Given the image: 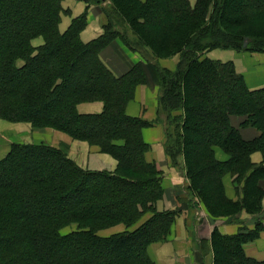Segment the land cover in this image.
I'll use <instances>...</instances> for the list:
<instances>
[{
  "label": "trees",
  "instance_id": "trees-1",
  "mask_svg": "<svg viewBox=\"0 0 264 264\" xmlns=\"http://www.w3.org/2000/svg\"><path fill=\"white\" fill-rule=\"evenodd\" d=\"M37 1L26 0L23 6L21 1L0 0V21L12 25V37L0 32V117L61 130L98 146L117 166L114 172L89 171L77 166L65 149L12 145L0 159V174L10 175L0 178V264H156L147 247L167 239L178 213L156 209L163 195L162 171L145 158L149 144L142 136L151 123L125 112L136 87L146 80L143 63L116 76L99 59V52L117 36L130 49L133 44L149 49L153 57L178 55L174 69L156 66L158 113L168 125L165 154L188 180L185 193L214 219L263 212L254 217L253 228L241 227L232 234L213 228V264H226L222 255L235 256V264H264L244 251V243L264 229L259 184L264 178V86L249 89L231 60L201 58L216 47L264 51V4L248 2L234 16L229 0H109L104 32L83 42L85 13L60 31L62 0H39V10L34 8ZM36 38L42 40L38 45L33 44ZM83 63L88 71L73 81ZM198 84L210 87L216 108L207 119L210 137L197 146L191 114L197 108ZM95 100L103 102L100 113L77 111L78 103ZM231 116L243 117L240 126L254 127L258 134L245 139ZM217 147L226 159L216 157ZM254 151L262 153L261 163L251 161ZM226 174L233 178L236 199L225 193ZM147 212L150 216L131 230L97 234L119 222L130 227ZM70 224L75 228L62 233ZM126 242L136 250L132 257H94L95 250L109 256Z\"/></svg>",
  "mask_w": 264,
  "mask_h": 264
},
{
  "label": "crops",
  "instance_id": "crops-1",
  "mask_svg": "<svg viewBox=\"0 0 264 264\" xmlns=\"http://www.w3.org/2000/svg\"><path fill=\"white\" fill-rule=\"evenodd\" d=\"M80 2L82 1L63 0L64 7L71 9V16L67 15L69 16L68 21H65L62 16V21L59 24L60 31L66 29L73 16L80 14L82 10H80ZM102 22L99 8L96 5H90L87 24L80 32L81 40L87 42L100 34ZM41 42V38L33 40L34 45ZM207 55L206 57L215 60L233 61L236 71L244 76L248 88L256 89L264 85V54L252 56L251 61L232 50L217 49L208 52ZM99 56L105 66L116 76L126 73L137 61V57L122 48L118 41L109 43L100 51ZM143 69L146 80L136 87L134 97L126 105V113L151 123V125L142 129V136L149 144L145 158L154 162L156 167L163 172L161 180L163 195L157 201L156 209L159 211L177 210L178 213L171 225L167 239L149 244L147 252L156 264H213L209 242L213 228L216 227L223 234H232L241 227L253 228L255 218L241 212L236 215L237 220H232L231 217H223L220 221L213 220L214 218L207 214L202 204H198L196 199H192L185 193L188 180L185 178L184 171L180 166L170 164L164 150L165 131L163 124L158 121L155 122L160 95L158 71L153 65L145 63ZM102 108L103 102L100 100L80 102L76 105L79 113H98ZM242 119L241 116H231L230 121L233 126L239 129L245 139L255 137L258 134L257 129L251 126H240ZM46 130L48 133L45 137L28 142L43 141L57 147L66 145L68 157L83 169L113 171L116 168V159L107 153L100 152L98 147L90 145L86 141L73 139L62 131L51 128H46ZM215 155L220 160L227 158V155L218 147L215 148ZM250 158L255 164L263 161L262 153L259 151L252 152ZM232 179L230 174H226L223 176V183L226 195L229 198L236 199L237 194ZM259 184L264 189V178L260 179ZM262 206L264 207V196ZM149 216L150 213L147 212L129 228H126V225L117 224L106 230L102 229L98 233L100 236H108L125 229L131 230ZM262 223L264 225V219H262ZM244 251L248 256L258 261L264 260V229L260 231L256 239L244 243Z\"/></svg>",
  "mask_w": 264,
  "mask_h": 264
},
{
  "label": "rangeland",
  "instance_id": "rangeland-1",
  "mask_svg": "<svg viewBox=\"0 0 264 264\" xmlns=\"http://www.w3.org/2000/svg\"><path fill=\"white\" fill-rule=\"evenodd\" d=\"M17 1H21V4H23V6H24V4H26V0H17ZM79 1H82V2H80L81 3L80 10L81 9L82 10L80 11V14H78V15H81L82 13H85V15H86V24H87V16H88V8H89V6L90 5L91 6H95L96 5V7L99 8L101 19H103V22L101 24L102 29H101V33H100V34H102L104 32V26L103 25L107 22L106 15H105V9L108 8V5H109L110 1L109 0H104L102 2H97L96 0H89V1L79 0ZM190 1L194 2L195 0H190ZM62 2H63V0H62ZM248 2L250 4H257V3H259L260 5L264 4V0H229V7L235 13V14H232V15L236 16V13L238 12V10H240L242 7H244L246 5V3H248ZM62 6H63L64 11L61 13L60 19H62V16H63L65 21H68L69 20V16H71L70 15L71 9L70 8H65L63 4H62ZM34 8L36 10L40 9V1L39 0L35 4ZM67 15H69V16H67ZM78 15H76V16H78ZM76 16H73V17H76ZM72 18H71V20H72ZM46 19H48V18H46ZM71 20H70V22H71ZM15 21H17V19L13 20L12 23L15 22ZM60 21H62V20H60ZM94 22H95V20H94ZM85 26H84V28H85ZM119 28L121 29L122 32L125 29V27H122V26L119 27ZM127 30H128V33H129V37L133 38L134 42H136L135 38L132 36V33H131L130 29L128 28ZM2 31L4 32L5 37H7V38H9L10 36L12 37V33H11L12 32V25H11V23H9L8 21H0V32H2ZM100 34H98L96 37H98ZM113 41H118V43L122 46V48H124L127 52L131 53L133 56L137 57V61L135 63H137L138 61H141L143 63V65H144V63L145 64H151V65H153L155 67L156 70H157L156 66L164 67V68H167L169 70H172V69H174V67H175V65H176V63L178 61V55L177 54H175L173 56H168V57H153V56L150 55L151 53H150L149 49H146V48H144L143 46H141L139 44H137V45L133 44L132 45L133 48L130 49L128 47V45H126L124 43V41L119 36H117L114 39H112V41H110V43L113 42ZM217 49H219V50H232L233 52H238V53L242 54L241 56L243 58H247V60H250V61H251V58H253L252 56H255L256 54H264V51H250V50H246V49L235 50V49H231V48L216 47L214 49H211L209 51L204 52L201 55V58H204V57L208 56L207 55L208 52H210L212 50H217ZM206 58H208V57H206ZM99 59H100V56H99ZM209 59H211V58H209ZM135 63H134V65H135ZM86 71H88V66H86L83 63L82 66H81V69L79 70V72L74 76V80L73 81H76L77 78H78V75L80 76L81 73H85ZM201 75L202 74L198 71L197 79H196L198 83H200ZM207 78H208V76H207ZM197 88H198L197 89L198 95H197V97L195 96L196 97L195 99H196V102H197V108L195 109V112L191 114V118L195 122V124H194L195 132L192 135V139H194L198 143L197 144V146H198V145H202L204 140L207 139V137H210L209 134L206 133L208 128H211L210 123H209V121H207V119H211V118L214 117V109L216 108V106L214 104V100L216 99V95L212 93V90L208 86H205V85L201 86L200 84H198ZM159 89H160V87H159ZM205 91H206V93H205ZM192 95L193 94L190 92V96H192ZM202 96H204V97H202ZM212 101H213V104H212ZM100 112H98V113H100ZM125 112H126V110H125ZM156 121H158L159 123L163 124V128H164V131H165V134H166V128L168 127V125H166V116L163 113H157V118L155 119V122ZM46 128H51V129H54V130H58V129H55V128H52V127H34L32 125V123L29 122V121H10V120H6V119H3V118L0 117V159L2 157H4L7 154V152L10 150L11 146L15 145V144H34V145L42 144V145H46V146L62 148V149H65L66 154L68 156L67 146L66 145H60V146L57 147V146H53L51 144L45 143L43 141L28 142V141L38 140L40 137H45L46 134L48 133ZM94 129L95 130H99L100 128L97 126ZM170 130L171 131L173 130V126L170 127ZM58 131H61V130H58ZM96 147H98V146H96ZM98 149H99V147H98ZM99 151H100V149H99ZM100 152H102V151H100ZM254 152H256V151H254ZM103 153H105V152H103ZM18 162H20V161H18ZM74 163H75V161H74ZM76 165L79 166L78 164H76ZM116 166H117V164H116ZM86 170H89V169H86ZM115 170H116V168L113 171H107V172H114ZM89 171H92V170H89ZM22 172L24 173L22 175V178H23V177L26 176V174H25L24 171H22ZM211 174H212V172H211ZM6 177L10 178V175L8 173L7 174L4 173V175L0 174V178H2V180L5 179ZM162 177H163V172H162ZM11 178H12V180H11L12 182H17V180L19 179V178H16L15 176H12ZM91 184L92 183L89 182V183L85 184L84 187L86 189H88ZM263 191H264V189H263ZM263 196H264V194H263ZM261 205H262V199H261ZM36 210H37V208H36ZM207 214H208V212H207ZM246 214H248V213H246ZM249 215H251V214H249ZM257 215H261L262 216L263 212L257 213L255 215L252 214L251 217H256ZM210 217L214 218L213 216H210ZM223 217H227V216L217 217L216 219H213V220L220 221L221 219H223ZM117 224H123V223L119 222V223H115L113 225L107 226L105 228H101V229L97 230V234L100 235L98 233L100 230H102V229L106 230V229L111 228L112 226H115ZM75 226H76V224L68 225L67 227H65L62 230V233L64 231L68 232V231L74 229ZM126 228H129V227H126ZM125 230H123V231H125ZM123 231H120V232H123ZM116 233H119V232H116ZM113 234H115V233H113ZM110 235H112V234H110ZM135 251H136L135 249H132V245L126 242V244H123L122 246H118V247L114 248L113 250L109 251V254H110L109 256H107L106 253L102 254L101 250H95L94 251V255H95L94 257H96V258H98V257L109 258L110 256H113V257H118V256H128V257H130L131 256L132 257L136 253ZM235 258H236L235 256H231V255H228V256H223L222 255V259L225 261L226 264H235V261H236Z\"/></svg>",
  "mask_w": 264,
  "mask_h": 264
},
{
  "label": "water",
  "instance_id": "water-1",
  "mask_svg": "<svg viewBox=\"0 0 264 264\" xmlns=\"http://www.w3.org/2000/svg\"><path fill=\"white\" fill-rule=\"evenodd\" d=\"M246 41H247V40L245 39L243 45H246Z\"/></svg>",
  "mask_w": 264,
  "mask_h": 264
}]
</instances>
